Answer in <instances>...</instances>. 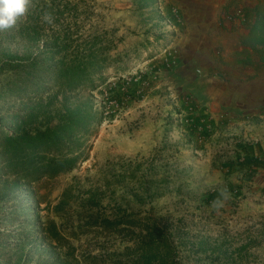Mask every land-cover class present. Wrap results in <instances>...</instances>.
I'll list each match as a JSON object with an SVG mask.
<instances>
[{"label":"rangeland","instance_id":"1","mask_svg":"<svg viewBox=\"0 0 264 264\" xmlns=\"http://www.w3.org/2000/svg\"><path fill=\"white\" fill-rule=\"evenodd\" d=\"M166 4L77 2L108 32V56L121 59L92 93L102 118L86 159L29 187L0 181V264H125L132 232L151 222L169 236L176 264H264V113L229 121L201 108L218 71L259 56L233 51L230 37L214 47L186 38ZM32 102H0V113L21 115ZM114 220L126 223L113 229Z\"/></svg>","mask_w":264,"mask_h":264},{"label":"trees","instance_id":"2","mask_svg":"<svg viewBox=\"0 0 264 264\" xmlns=\"http://www.w3.org/2000/svg\"><path fill=\"white\" fill-rule=\"evenodd\" d=\"M78 1L29 0L16 24L0 30V102H34L21 115L0 113V181L13 187L71 171L86 159V143L101 122L92 93L121 58L108 56L115 47L112 39L91 24L89 7L79 12ZM242 12V23L252 22L242 46L264 64V4ZM250 54L240 63L251 64ZM125 221L106 223L117 229ZM132 233L125 264H176L173 243L155 222ZM47 234L56 243L63 240L54 226Z\"/></svg>","mask_w":264,"mask_h":264},{"label":"crops","instance_id":"3","mask_svg":"<svg viewBox=\"0 0 264 264\" xmlns=\"http://www.w3.org/2000/svg\"><path fill=\"white\" fill-rule=\"evenodd\" d=\"M264 0H165L180 16L179 28L185 30L191 40L199 38L205 45L214 47L219 37L226 45L230 37L233 51H241V39L247 35V27L235 17L225 15L236 9L252 8ZM224 48V46H222ZM234 52L225 49L224 61L233 59ZM252 67L223 68L219 79L211 80L204 92L201 108L208 117L237 121L264 113V67L259 58L250 54ZM242 61V58L239 59ZM233 66V65H232Z\"/></svg>","mask_w":264,"mask_h":264},{"label":"clouds","instance_id":"4","mask_svg":"<svg viewBox=\"0 0 264 264\" xmlns=\"http://www.w3.org/2000/svg\"><path fill=\"white\" fill-rule=\"evenodd\" d=\"M29 0H0V30H5L13 27L16 24L17 18L23 16L27 10ZM43 19L51 24L52 17L45 13ZM220 197L228 198L226 189H221ZM222 205L221 199H216L212 202L214 208Z\"/></svg>","mask_w":264,"mask_h":264},{"label":"built area","instance_id":"5","mask_svg":"<svg viewBox=\"0 0 264 264\" xmlns=\"http://www.w3.org/2000/svg\"><path fill=\"white\" fill-rule=\"evenodd\" d=\"M243 9H236L235 10V12L234 13H232V14H226L225 15V18L227 19V20H233L235 17H237L238 19H240L241 20V22H242V20H243Z\"/></svg>","mask_w":264,"mask_h":264}]
</instances>
